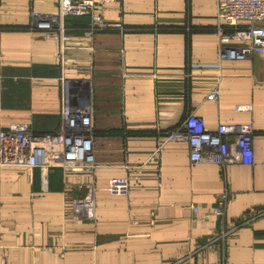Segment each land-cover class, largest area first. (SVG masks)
I'll use <instances>...</instances> for the list:
<instances>
[{
	"label": "crops",
	"instance_id": "0c3cea01",
	"mask_svg": "<svg viewBox=\"0 0 264 264\" xmlns=\"http://www.w3.org/2000/svg\"><path fill=\"white\" fill-rule=\"evenodd\" d=\"M58 3L0 0V127L54 131L67 97L87 91L95 166L0 165V263L264 264V54L219 58L216 0H115L103 14L124 29L88 34L89 16H66L60 56L32 16ZM191 112L209 130L252 123V163L192 162L166 135ZM88 192L91 216L73 215Z\"/></svg>",
	"mask_w": 264,
	"mask_h": 264
},
{
	"label": "built area",
	"instance_id": "2783aa9c",
	"mask_svg": "<svg viewBox=\"0 0 264 264\" xmlns=\"http://www.w3.org/2000/svg\"><path fill=\"white\" fill-rule=\"evenodd\" d=\"M115 0H59L55 15L32 12L33 26L44 38L59 42L60 56L71 47V35L64 25L66 16H89L87 33L123 30L121 23L104 17L103 8ZM219 51L221 59L245 60L254 53L264 54V0H216ZM230 42H237L231 44ZM219 88L214 85L206 99L215 101ZM249 104H237L235 110H250ZM61 125L54 131L35 133L23 122L0 127V165L11 168L39 167L46 172L59 167L65 174H87L94 168L93 130L90 95L82 91L67 97L60 110ZM252 123H219L209 130L204 119L191 112L179 126L167 132V139L182 140L189 146L194 163L251 164L253 158ZM229 193L224 189L216 198L213 212L222 215ZM67 205L78 217L92 214L90 192ZM226 231L219 232L223 237ZM0 264H7L2 262Z\"/></svg>",
	"mask_w": 264,
	"mask_h": 264
},
{
	"label": "trees",
	"instance_id": "16d2710c",
	"mask_svg": "<svg viewBox=\"0 0 264 264\" xmlns=\"http://www.w3.org/2000/svg\"><path fill=\"white\" fill-rule=\"evenodd\" d=\"M69 17H76V16H69Z\"/></svg>",
	"mask_w": 264,
	"mask_h": 264
}]
</instances>
